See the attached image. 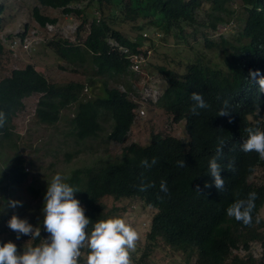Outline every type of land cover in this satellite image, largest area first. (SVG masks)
Segmentation results:
<instances>
[{"label":"trees","instance_id":"1","mask_svg":"<svg viewBox=\"0 0 264 264\" xmlns=\"http://www.w3.org/2000/svg\"><path fill=\"white\" fill-rule=\"evenodd\" d=\"M235 1L36 0L32 17L41 29L58 23V19L44 15L42 8L61 10L67 17L80 19L75 43L55 38L48 46L74 70L90 67L91 76L84 83H52L34 65H27L13 70L0 81V111L7 118L5 128L0 129V141L11 139L13 120L23 108V100L40 95L36 108L39 123L55 125L62 111L74 107L71 134L78 143L97 139L104 131L103 122H107L111 123V131L106 144H124L136 122L137 105L131 94H135L133 81L139 80L135 78L129 54L118 51L108 41L113 39L130 54L140 55L143 44L153 45V40L143 37L145 30L162 32L165 37L173 35L178 40L184 39L178 33L182 32L181 22L217 29L218 24L225 25L237 15L236 20L243 28L235 42L222 40L218 46L202 34L205 48L221 57V66L203 63L198 58L196 63L188 64L184 74L160 68L166 87L157 106L173 118L175 124L186 123L187 143L173 136L154 134L147 146L132 144L124 148L119 159H99L92 166L73 170L65 178V182L80 190L75 198L86 209L85 215L93 224L109 218H123L120 212L125 209H108L104 204L110 198L139 200L155 210L143 253L139 260L132 259L133 264H147L161 243L170 248L171 255H185L187 264H264V222L259 219L264 208V185L250 182L256 170L264 168V159L256 153L245 154L240 150V144L247 139L246 128L264 131V93L259 92V85L250 76L256 71L264 76V0H238L239 12L231 7ZM3 14L4 7L0 5V27ZM203 14L206 20L199 21ZM115 16L123 23H135L139 35L134 41L113 28ZM82 30H86L84 39H80ZM96 77L105 78L98 94L95 92ZM120 79L130 80L125 83V92L109 85ZM193 92L202 94L210 105L208 109L198 110L199 115L190 111ZM224 100L229 101L231 113L218 116ZM219 139L224 141V155L219 161L223 168L221 177L225 180L223 191L214 186L204 188L206 182H213L208 175V161L215 155ZM153 157L157 164L151 169L140 166L141 160L151 161ZM178 161H184L185 167H180ZM229 164L232 170L228 169ZM28 178L26 160L18 154L0 175L3 206H7L10 195ZM162 180L167 183L168 193L160 191ZM141 182L152 183L154 187L141 192ZM197 186L201 192L196 191ZM29 190L35 198L41 196L35 184ZM253 191L258 199L252 213L253 224L246 227L229 218L226 209L236 199H244ZM12 210L4 213L0 206V236L8 232L5 224ZM42 220L38 221L41 222V239L32 240L30 246L42 244V239L48 236L43 231ZM23 238L27 236L21 240ZM9 240H16L14 232L2 242ZM256 242L263 248L261 260H255L249 252ZM240 250L249 254H234Z\"/></svg>","mask_w":264,"mask_h":264},{"label":"rangeland","instance_id":"2","mask_svg":"<svg viewBox=\"0 0 264 264\" xmlns=\"http://www.w3.org/2000/svg\"><path fill=\"white\" fill-rule=\"evenodd\" d=\"M0 5L4 7L3 22L0 27V46L2 48L0 50V81L8 77L13 70L34 65L52 83L86 82L92 73L90 67L86 66L74 70L52 51L51 46H48L49 42L55 38L69 39L75 43L79 37L77 36L78 25L80 24L78 17H67L63 15L61 10L42 8L41 11L44 15L58 19V23L55 26L41 29L32 17L33 10L37 5L36 0H0ZM239 5V1H236L231 7L239 12L241 11ZM236 16L233 21L225 25L218 24L217 29L189 26L187 23L181 22L179 29L182 32L178 33L182 34L184 39L178 40L176 36L165 37L162 32L158 31L159 34L152 29L143 31V37L153 40V45L152 47L148 44L141 46V53H146L147 59L141 62L139 69L133 70L136 73L135 78L139 82L133 81L132 87L137 88L148 81L159 83L163 92L166 83L162 80L161 67L176 71L178 74H184L188 64L196 63L198 58L203 60V63L209 64L211 62L212 65L221 66V57L215 56L212 50L205 48L202 34L205 33L207 38L217 43L218 46L222 40L235 42L243 28L237 22ZM205 20L204 14L199 16V21ZM26 26L28 29L25 28ZM113 28L128 36L132 41L139 35L134 22L123 23L121 19L117 18L113 23ZM26 32L28 35L22 46L17 44L12 50L8 44L9 41ZM85 35L86 30L85 32L82 30L80 39H84ZM111 41L115 42L113 39H110ZM103 80H105L104 77H96L95 92L97 94ZM128 81L120 79L118 82H109V85L125 92ZM40 97V95H33L23 100V108L17 112L13 120L14 129L11 139L0 141V175L18 154L25 158L26 167L29 171L28 180L17 188L8 199V201H21L23 207L13 209L10 214L26 218L34 226L43 218V197L46 193L47 183L55 174L60 173L66 178L73 170L92 166L99 159L115 161L119 159L127 146L132 144L147 146L150 144L154 134L173 136L184 140L185 143L188 142L185 122L175 124L173 118H170L159 107L156 108L152 103L149 104V102L146 103L141 100L143 101L141 108L145 112V116L134 123L124 144H106L107 135L111 131V123L107 122H103L104 131L97 139L78 143L71 134V119L74 116L75 108L62 111L61 118L55 125L41 124L36 118V108ZM136 101H138L137 98ZM250 182L255 185H264V168H258L250 178ZM32 184L41 190V196L35 198L32 195L29 190ZM104 204L107 205L108 209L113 207L120 210L125 209L120 212L123 219L140 234L137 248L135 252L131 253L132 259L136 257V261L139 260L143 253L142 249L146 245L145 239L149 233L155 210L145 206L139 200L132 199L115 201L110 198L105 200ZM0 206L4 213H9L10 208L3 206L2 202H0ZM259 219L264 222V208L260 211ZM5 226L8 232L0 236V241L8 239L12 233L7 227V223ZM13 242L19 245L21 249L32 244L29 237L13 240ZM254 244L258 250L262 249L260 243ZM169 251L170 248L164 247L161 243L147 260V264H187L185 255L181 253L171 255ZM234 254L240 255L241 253Z\"/></svg>","mask_w":264,"mask_h":264},{"label":"clouds","instance_id":"3","mask_svg":"<svg viewBox=\"0 0 264 264\" xmlns=\"http://www.w3.org/2000/svg\"><path fill=\"white\" fill-rule=\"evenodd\" d=\"M108 42L110 44V40ZM118 51L120 50L118 49ZM250 76L259 85V92L264 93V76H261L259 71L251 72ZM145 87L154 94V97L147 102L152 103L156 108L164 92H162L159 83L146 81L137 88L133 86L132 91L135 90V94H131V99L137 105L136 121L143 118L138 117V111L142 109L141 92ZM155 98L156 100H154ZM190 99L193 101L190 109L193 115H199L198 110L210 107L200 93L193 92ZM257 110L259 111L258 106ZM230 113L229 101L224 100L217 115L229 116ZM6 123V115L0 111V129H4ZM245 132L247 139L240 144V150L245 154L256 153L260 159H264V131L248 127ZM223 148L224 141L219 139L215 155L208 161V175L213 182H206L205 189L213 186L218 191L224 189L225 180L221 177L223 168L219 163L224 155ZM177 163L180 167H185L184 161ZM156 164L155 157L151 161L145 158L140 162V166L145 169H151ZM227 167L232 170L231 164ZM152 187H154L152 183L141 182L139 191L144 192ZM160 191L168 193L166 181H161ZM196 191L201 192V188L197 186ZM79 192L78 188L65 182V178L60 173L55 174L47 183L46 193L43 197L42 225L43 231L48 234L47 238L42 239V244L22 248V250L18 249L17 244L11 240L0 241V264H79L83 250L84 264H133L131 253L135 252L137 248V243L140 240L139 232L126 223L123 218L99 220L93 224L85 215L86 209L75 198ZM257 199L256 192H249L246 198L236 199L230 204L226 209V215L246 227L251 226L253 224L252 213L256 207ZM17 207H23V203L14 200L7 202V208L15 209ZM6 223L7 227L15 233L16 240H20L23 236L29 237L30 240L41 239V222L34 226L28 219L13 214ZM90 225L91 230H89Z\"/></svg>","mask_w":264,"mask_h":264},{"label":"built area","instance_id":"4","mask_svg":"<svg viewBox=\"0 0 264 264\" xmlns=\"http://www.w3.org/2000/svg\"><path fill=\"white\" fill-rule=\"evenodd\" d=\"M49 26H53V25H47L46 28H48ZM45 28V29H46ZM45 32V31H44ZM23 35V34H22ZM22 35L20 36H17L15 39L13 40H10L9 41V45H10V48L13 50L15 48V46L17 44H19L20 46H22V44L25 42L26 38H27V34H25L24 37H22ZM36 43V42H35ZM34 44V43H33ZM38 44V43H37ZM111 46L114 47V48H118L120 51H122L124 54H129V59L131 60V63H132V69L133 70H137L139 69L140 67V64L141 62H144L146 59H147V56L140 54V55H135V54H130L129 51L127 49H125L124 47H121L118 43L116 42H110ZM142 94V100L144 102H147L150 98H153L154 97V94L152 93V91L149 89V88H144V90L141 92ZM156 100V98L154 99ZM138 114L139 116L138 117H144L145 116V112L140 109L138 111ZM9 220V219H8ZM262 247V246H261ZM240 252V256H246L247 254H249V252L251 253L252 257L255 259V260H261L262 258V254H263V248L258 250L256 248V245L253 243L252 244V247L250 249V251L248 252H245L244 250H240V251H234V253H238ZM84 258H85V254H84V250H83V254L82 256L80 257V261H79V264H84Z\"/></svg>","mask_w":264,"mask_h":264},{"label":"bare ground","instance_id":"5","mask_svg":"<svg viewBox=\"0 0 264 264\" xmlns=\"http://www.w3.org/2000/svg\"><path fill=\"white\" fill-rule=\"evenodd\" d=\"M167 81V80H166ZM245 251V250H244ZM246 252V251H245Z\"/></svg>","mask_w":264,"mask_h":264}]
</instances>
